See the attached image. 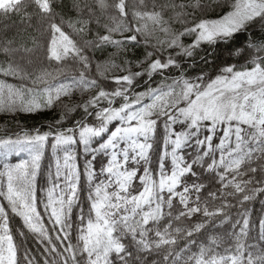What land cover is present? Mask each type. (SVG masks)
Returning <instances> with one entry per match:
<instances>
[{
	"label": "snow or ice",
	"instance_id": "6c2138e0",
	"mask_svg": "<svg viewBox=\"0 0 264 264\" xmlns=\"http://www.w3.org/2000/svg\"><path fill=\"white\" fill-rule=\"evenodd\" d=\"M60 7L0 0V16L35 18L45 37L0 40V77L26 82L0 78V112L58 108L43 128L0 134V264H22L29 236L42 260L25 249L23 264H264V0H220L212 18L202 0H95L68 21ZM97 9L111 13L102 33ZM35 47L78 73L23 70L16 54Z\"/></svg>",
	"mask_w": 264,
	"mask_h": 264
},
{
	"label": "trees",
	"instance_id": "16d2710c",
	"mask_svg": "<svg viewBox=\"0 0 264 264\" xmlns=\"http://www.w3.org/2000/svg\"><path fill=\"white\" fill-rule=\"evenodd\" d=\"M109 3H111V0H108ZM133 0H129V3H132ZM138 2V0H137ZM152 0H145V3L149 6L151 5ZM165 0H156L157 4L164 3ZM186 2V0H185ZM203 3L207 4V14L209 18L214 17L217 12L218 8L216 7L220 0H202ZM76 3H79L81 5V9L78 12L77 8L74 6ZM177 3H179V0H177ZM58 5H62V7L58 8L57 10L60 11L63 14V18L65 21H68L70 19L75 20L78 17H87L88 14V8L92 7L95 9V0H57ZM190 11V9H189ZM170 11H167L165 15H170ZM96 15L100 16V24H99V30L101 33L103 32V25L104 24H110V15L111 13L101 14L99 10H96ZM59 21V17L57 18ZM79 25H77L78 27ZM178 26V25H174ZM94 30L96 29V25H93ZM41 26L39 21H37L35 18H32L31 20L24 18L21 19V16H18L16 14H12L8 17H2L0 16V40L3 39H11L15 38L17 44H23L25 47H32L34 40L44 43L45 37L44 34L41 32ZM64 31L68 32L74 39L77 41H82L83 39H91V35L87 37H80L72 32V29L68 27L67 23L64 25L63 28ZM127 34V33H126ZM185 42H190V39L185 37ZM46 47V44H45ZM206 47V46H205ZM143 47L138 46L135 49H131L128 51L127 55L130 59H138L139 56L143 52ZM115 50L111 48L110 46L103 49L102 51H97L95 53V59L98 61H103L105 59H108L110 57V54L113 53ZM91 55V53H89ZM201 55H203V52H201ZM112 59L116 60V63L119 64L120 60L124 58V53L121 52L117 56H112ZM6 58L2 55H0V61L5 60ZM16 60L21 65L22 69L31 73L32 75L37 74L38 72L42 70H47L50 73H53L54 75L57 73V70L59 69V74L61 76L63 75H72L74 73H78V67L75 63V61L68 59L64 61L63 63L57 64L55 62L49 63L47 59L45 58L43 54V50L39 47H35L34 50L30 53H23L18 52L16 54ZM242 61H237V63H240ZM136 70V69H134ZM93 72H95V67L93 66ZM116 74H122V73H116ZM8 80L11 83L19 84V83H26L25 81L20 80L17 77H0ZM137 84L139 85L140 82L137 81ZM146 86V85H144ZM136 90H140L138 87ZM80 93H76V95L72 97H65L63 98L62 103H67L71 105V103L79 102ZM58 114V108L50 109V110H43L38 113H23V112H17V113H5L0 112V134H7L8 132L15 133L18 130L22 129H32L37 126H43L46 125V123L49 120L55 119L56 115ZM73 119H75V116H73ZM19 157L13 155L9 157V160L11 162H15L16 159ZM48 155H45L43 158V167L46 170L48 166ZM142 170V169H141ZM40 185H38L39 187ZM79 207V205H77ZM252 218L253 222L256 225V233L259 234L260 226H259V215L261 212V202L259 200H256L252 205ZM233 215L235 214V209H232ZM47 219L46 217L44 218ZM164 223H167V220L165 219L163 221ZM18 218L13 221V226H17ZM162 226V225H161ZM231 223L224 222L221 225L215 226V234L219 235L222 240L225 241V244L221 246H226L227 243H231V240L228 238L227 234L231 231ZM23 242V246L20 250V258L23 264V256H24V250L27 249L29 252V255L35 256L38 260H42L41 256V250L40 247L36 244L34 238L31 236L24 238L19 237L17 239V243ZM72 242L75 243V234L73 233Z\"/></svg>",
	"mask_w": 264,
	"mask_h": 264
}]
</instances>
